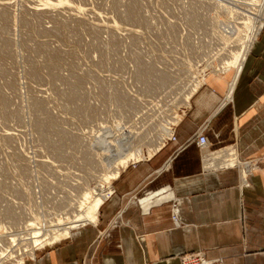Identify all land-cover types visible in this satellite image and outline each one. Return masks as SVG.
<instances>
[{
    "label": "rangeland",
    "instance_id": "1",
    "mask_svg": "<svg viewBox=\"0 0 264 264\" xmlns=\"http://www.w3.org/2000/svg\"><path fill=\"white\" fill-rule=\"evenodd\" d=\"M263 13L264 0H0L7 264L20 255L19 235L35 243L39 233L70 229L84 209L95 223L106 199L94 196L102 176L172 132L193 80L239 77ZM235 25L242 38L230 35ZM233 57L224 74L211 69Z\"/></svg>",
    "mask_w": 264,
    "mask_h": 264
},
{
    "label": "crops",
    "instance_id": "2",
    "mask_svg": "<svg viewBox=\"0 0 264 264\" xmlns=\"http://www.w3.org/2000/svg\"><path fill=\"white\" fill-rule=\"evenodd\" d=\"M239 74L208 78L176 138L120 171L96 222L29 264H181L199 250L224 264H264V28ZM204 124L206 150L192 140ZM213 159L240 165L207 166ZM172 198L181 200L179 225Z\"/></svg>",
    "mask_w": 264,
    "mask_h": 264
},
{
    "label": "bare ground",
    "instance_id": "3",
    "mask_svg": "<svg viewBox=\"0 0 264 264\" xmlns=\"http://www.w3.org/2000/svg\"><path fill=\"white\" fill-rule=\"evenodd\" d=\"M37 11V10H36ZM262 18L264 19V13H263V15H262ZM235 24V23H234ZM241 26V25H240ZM235 27H237L236 25H235ZM238 27H239V25H238ZM237 27V28H238ZM229 28H231V27H229ZM237 28H235V30H232L233 32L231 33V31H230V35L231 34H233V33H237V34H239L238 36L239 37H241L240 35H241V29L240 28H238V30H237ZM264 28V23H262V24H260L259 25V27H258V31H257V33L252 37V39H250V41H249V43H248V50H247V52L245 53V58H248V56H249V54H250V52H251V49H252V47H253V45H254V43L256 42V40H257V37L260 35V33H261V31H262V29ZM232 29H234L233 27H232ZM230 30V29H229ZM234 34V38L236 37V35ZM237 36V39L239 38ZM242 38V37H241ZM236 39V38H235ZM238 53V52H237ZM219 58V57H218ZM226 60L227 61H224V59L221 61V62H223V63H216L215 62V64L216 65H213L212 67H211V69L214 71V73L216 74V73H221V74H224L225 73V71H228V69H230L231 67H230V65L231 64H233V63H235L236 62V58L235 57H233V58H230V59H227L226 58ZM219 64H221V65H219ZM244 66V65H243ZM210 68V67H209ZM210 69V70H211ZM206 70V69H205ZM212 71V72H213ZM160 80H161V83L162 84H164L165 83V78H159ZM207 80H208V78H202V81H203V84H205L206 82H207ZM190 82V80L188 81V83ZM193 83L190 85V87H189V90H187V93H185L186 95H184V100H183V103L182 104H184L183 106H182V109H186L188 106H189V104H190V102H189V100L191 99V97H192V95H193V93H195L196 91H197V89L201 86V81H200V79L199 78H196L195 80H193L192 81ZM202 84V85H203ZM186 87H187V85H186ZM186 90V89H185ZM185 109L182 111V114L184 113V111H185ZM174 128H175V126H173V130H172V132H170L168 135H165V136H163V138L164 137H166V139L167 140H172L171 139V137H172V135H173V133H174ZM175 134V133H174ZM163 138H160V139H158L159 141H158V143L157 144H155V145H153V146H151V150L149 149L148 151H147V153H146V155L145 156H151L153 153H155V152H157L161 147H162V145H163V142H162V139ZM165 141V140H164ZM147 148H149V147H147ZM146 148V149H147ZM143 154V151H138L137 153H135V155H133L134 156V158H135V160H139V159H141V155ZM128 156H125V157H123L122 159H121V161H122V163H125V159L127 158ZM147 158V157H146ZM226 159V158H225ZM234 159V158H233ZM219 160V159H218ZM218 160H208L207 161V166H209V167H213V166H215L216 165V161L217 162H219V163H221L220 161H218ZM222 160V159H221ZM223 160H224V158H223ZM227 160V159H226ZM225 160V162H227ZM236 160V159H235ZM235 160H231L230 162H228V163H221V165L219 164V163H217V165L219 164V166L221 167V166H226V167H235V166H237V165H240V164H238V162L237 161H235ZM135 161H133L132 163H134ZM223 162V161H222ZM216 165V166H217ZM110 166V165H109ZM207 166H205V167H207ZM107 168H108V166H107ZM214 168V167H213ZM109 169V168H108ZM243 171H242V173H243V182H244V184H246L247 183V169H242ZM106 172V171H105ZM120 175V170H119V168L118 167H114V168H111V169H109L107 172H106V174L105 175H103L102 176V179H101V181L103 182V183H100L101 185L99 186L100 187V189H99V191L96 189V191L94 192V196H95V200H102V199H104V198H107L108 197V194H110V192H112L111 191V187H110V181L108 180V179H115V178H117L118 176ZM100 181V182H101ZM92 192V191H91ZM89 191L88 192H86L85 194H84V197L86 198V197H88L89 196ZM82 196V195H81ZM87 199V198H86ZM84 204L82 203L81 205H79V207L81 208V207H84L83 206ZM78 207V208H79ZM77 208V207H76ZM87 209V208H86ZM77 211H79L78 209H76ZM76 210H74V211H76ZM85 210V209H84ZM83 210V211H84ZM81 211L80 210V212H76V214H75V217L72 219L73 221V223H72V225H71V227H70V229H67V230H57V231H52V232H50V231H47V232H45V234H43V235H40V233H39V235L37 234L36 236H38V237H36V239L34 240V241H36L35 243L33 242V240H30V239H28L27 238V234H22V235H19V233H17V234H15V235H12L10 238H9V240L10 241H12V239L13 238H15L17 235H19L18 236V238H16V239H23V240H21V244H20V246H18V248H19V251H20V255L18 256V257H16V261H13L14 262V264H23V261H24V259L26 258V257H28V258H30V259H35V248H34V244H37V248L38 249H42V248H45V247H47V246H51V245H54V244H56V243H58V242H60V241H62V240H64V239H67V238H69V237H71L72 236V232H71V230L72 229H75V228H77V227H79V226H81V225H84V224H87V223H89V222H94V219H92L93 218V209H88V211ZM74 215V214H73ZM38 220H41V219H38ZM28 226V225H27ZM10 227V226H9ZM21 233V232H20ZM34 235V234H33ZM35 236V235H34ZM20 237V238H19ZM34 239V238H33ZM19 241V240H18ZM14 243V242H13ZM19 243V242H18ZM16 244V243H15ZM15 246V245H14ZM17 246V245H16ZM13 248V246H11V248L10 249H12ZM14 250V249H13ZM12 252V251H11ZM18 254V253H17ZM8 257L6 256V257H4L3 258V255H2V253H0V264H7L8 262H6V259H7ZM13 262H11V263H13ZM16 262V263H15ZM10 263V264H11Z\"/></svg>",
    "mask_w": 264,
    "mask_h": 264
},
{
    "label": "built area",
    "instance_id": "4",
    "mask_svg": "<svg viewBox=\"0 0 264 264\" xmlns=\"http://www.w3.org/2000/svg\"><path fill=\"white\" fill-rule=\"evenodd\" d=\"M207 125H201L194 136L192 137V140L196 141L197 145L200 149L206 150L209 147V141L205 134ZM176 136L173 133L171 139H175ZM172 201V209H173V219L176 224H181V200L178 198H172L169 199ZM34 259H28L26 260V264H29V261H33ZM181 264H224L223 258H209L206 255V252L203 250H199L193 253H187L181 257Z\"/></svg>",
    "mask_w": 264,
    "mask_h": 264
}]
</instances>
